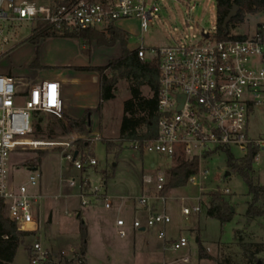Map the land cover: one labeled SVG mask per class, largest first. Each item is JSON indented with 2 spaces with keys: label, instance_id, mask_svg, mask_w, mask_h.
I'll return each mask as SVG.
<instances>
[{
  "label": "built area",
  "instance_id": "2783aa9c",
  "mask_svg": "<svg viewBox=\"0 0 264 264\" xmlns=\"http://www.w3.org/2000/svg\"><path fill=\"white\" fill-rule=\"evenodd\" d=\"M158 13L157 5L148 4L147 0H75L54 12L49 5L32 0H0L1 45L9 43V24L14 21H43L62 32H81L137 20L143 33ZM207 40L196 45L148 50L139 46L135 49L141 61L159 63L160 87L157 137L143 144L134 143L133 149L165 156L173 165L178 158L199 159V171L189 178L188 184L200 186L202 192V185L209 179L208 169L203 168L208 158L220 151L232 153V149L239 150L245 157L250 147H257V160L264 152V138L253 139L249 135L248 120L257 106H264V22L243 40L217 42L210 41V37ZM6 54L7 51L1 48L0 60ZM36 112L64 120L60 84L50 80L29 86L21 79L0 75V205L16 231L30 234L29 237L38 235L43 228L40 209L45 197L39 190L42 174L33 167L34 175L27 183L15 184L11 178L12 157L26 148L61 147L70 150L63 159L72 163L77 171L97 165L96 159L85 163L71 143L31 140L34 135L32 117ZM161 170L155 175L143 176V185L152 192L139 197L137 203L147 216L144 221L134 219L132 227L140 231L157 229L158 237L166 241L172 218L166 210L169 199L165 193L167 179L164 168ZM84 181L78 186L81 205L91 206L99 200L84 193L88 185ZM69 184L76 183L71 181ZM102 206L110 210L114 202L110 198L104 199ZM194 211L200 212V206ZM182 213L190 215L186 208ZM115 227L121 238L127 236L124 219L118 218ZM53 237L60 235L55 231ZM169 242L170 249L175 252L189 246L183 235ZM73 250L71 260L76 261L78 250ZM59 254L64 258L63 253ZM28 256L29 264H52L57 258L40 239L32 244ZM183 261L189 262L187 258Z\"/></svg>",
  "mask_w": 264,
  "mask_h": 264
},
{
  "label": "rangeland",
  "instance_id": "374dc122",
  "mask_svg": "<svg viewBox=\"0 0 264 264\" xmlns=\"http://www.w3.org/2000/svg\"><path fill=\"white\" fill-rule=\"evenodd\" d=\"M147 2L156 4L159 13L152 22L148 23L145 32H141L136 21L122 23V27L131 36L129 44L133 48L141 46L148 50L196 45L208 42L204 35L213 36L216 32L215 0H147ZM192 7H194L193 10ZM263 22L264 13L248 16L246 21L232 33L251 35ZM35 25L36 23L27 21H14L9 24L10 30L7 33L9 43L1 45L2 39L0 38V49L7 51L6 57L17 46L23 55L34 53L31 44L24 41L32 35ZM210 41L214 40L210 38ZM76 47L79 46L76 44ZM64 49L55 45L50 46L49 55L56 57L72 54L70 49ZM79 51L87 57L82 53V47ZM97 58L102 60L99 54ZM142 91L146 97H150L148 89ZM129 97L127 85L122 83L119 86L117 99L104 103L99 117L100 134L83 138L89 144L84 151L75 144V141L79 139L75 134L57 136L53 140L37 138L34 135L31 137L34 141L71 143L72 149L80 150L85 163L90 159H96L95 167H86L81 172L77 171L72 163L63 159L70 150L61 147L46 150L26 148L12 157L11 178L14 183L17 185L27 183L34 175V171L28 166V161L37 156V151L47 153L42 158V164L37 172L42 174L40 187L50 179L53 183L54 194H43L45 198L41 203V220L45 221L50 211L56 218H65L68 210L80 207L81 218L89 227L88 255L91 264H172L174 262L183 264L181 261L183 258L189 260L185 264H217V260L225 261L226 264H243L242 250L237 240L243 238L248 243H264V219L248 221L244 217L246 204L251 198L248 196V188L243 179L227 169V152L225 151H220L208 158L203 165V168L209 171V179L202 185L203 192L200 186L188 184L167 193L169 199L166 210L172 218V224L167 229L166 241L158 237L156 229H146L144 232L133 229L132 224L136 217L133 208L135 206L139 209L138 198L152 192L150 188L151 190L148 189L140 195L143 176L157 174L162 171L160 167L165 168L163 172L166 173L174 165L170 159L159 154L142 155L133 149L132 143H124L121 147H115L110 154L107 153L103 141L109 140L116 143L123 103ZM41 117L51 122L57 119L50 114H43ZM248 120L249 135L253 139L264 138V106H257L255 111L249 115ZM231 152L236 158L244 157L243 153L237 149H232ZM150 163L156 165L153 173L150 172L152 170L149 167ZM227 172H230V176L226 178ZM252 176L256 183L264 186V152H261L255 161ZM84 180L88 183L84 193L88 197L93 196L99 200L91 206L81 205L78 186L82 185ZM71 181H75L76 184L71 186L69 184ZM107 192L126 197L115 199ZM210 192L222 193L230 199L235 213L231 222L221 224L218 220L208 216L209 200L202 194ZM108 198L114 202V207L110 210L102 206V200ZM70 202L73 207L69 209L67 205ZM126 202H131V206L125 207ZM198 206H200V212H195L194 208ZM154 208L157 209L158 206ZM185 208L190 211V215H183L182 210ZM118 218L126 222L127 236L125 238H121L117 233L115 223ZM49 221H52V214ZM50 222L43 224L38 235L21 239L22 245L17 251L13 264H29V249L38 239L56 253L57 258L52 264H64L63 261H59V253H63L61 255L68 261L73 259L71 249L78 250V239L66 234L54 238L51 234ZM235 231H244V233L235 235ZM175 235L185 236L189 242L188 248L177 252L171 250L169 241ZM199 245L210 256L209 259L199 260ZM261 257H264V253Z\"/></svg>",
  "mask_w": 264,
  "mask_h": 264
},
{
  "label": "trees",
  "instance_id": "16d2710c",
  "mask_svg": "<svg viewBox=\"0 0 264 264\" xmlns=\"http://www.w3.org/2000/svg\"><path fill=\"white\" fill-rule=\"evenodd\" d=\"M38 4H47L52 11L70 4L75 0H32ZM98 1V0H88ZM234 6L239 8L235 18H233L224 28V21ZM216 9V32L210 38L217 42L243 40L244 35L233 34V30L242 25L248 16H255L264 13V0H215ZM131 36L113 25L101 29H89L78 31H60L54 26L43 21H38L32 35L24 42L36 48V59L32 64L37 68L39 58V45L41 41L49 39H71L78 41L82 46V53L91 56L92 45L98 47L115 48L120 47L121 55L118 59H113L106 66L89 67L85 71L96 73L99 77L100 106L98 112L102 110L105 102L115 101L119 95V86L123 83L127 85L129 99L123 103L122 117L118 129V139L116 143L104 140L106 151L110 154L115 147H121L124 143H139L151 141L157 137L158 98L157 93L160 87V70L157 61H141L136 50L129 49ZM143 89H148L150 97L143 94ZM45 113L36 112L33 114L32 123L34 136L37 138L53 140L57 136H69L75 134L79 137L75 141L77 147L84 151L89 144L83 140L92 136V113L86 112L79 120L56 119V121H45L42 115ZM80 150H77L80 152ZM144 155L143 151L140 152ZM259 153L257 147H250L248 154L243 158H236L227 151V169L239 175L248 188V196L251 198L247 202L244 217L248 221L264 219V186L256 183L252 176L253 165ZM47 153L37 151V156L28 161L29 167L39 168L42 158ZM119 155H115L116 157ZM200 167L199 159L185 160L178 158L165 175L167 184L165 193L188 185L191 176L198 173ZM108 177V176H107ZM208 198L207 214L210 218L218 220L221 224L229 223L234 218V209L230 199L219 192L203 194ZM244 231H235V235L243 234ZM30 234H23L16 231V228L4 216L0 205V264H13L17 251L22 245V238L29 237ZM7 237V239H5ZM78 259L68 261L66 258H59L64 264H87L86 254L89 245V235L87 226L80 221L78 238ZM238 246L242 250L243 264H264V243L246 242L243 238H238ZM199 260L209 259L210 256L205 249L199 245ZM217 264H226L217 260Z\"/></svg>",
  "mask_w": 264,
  "mask_h": 264
},
{
  "label": "crops",
  "instance_id": "0c3cea01",
  "mask_svg": "<svg viewBox=\"0 0 264 264\" xmlns=\"http://www.w3.org/2000/svg\"><path fill=\"white\" fill-rule=\"evenodd\" d=\"M135 21L139 24V21L137 20H126L117 22L114 26L122 31L127 32L122 27V23ZM76 44L79 47H76ZM54 45L59 48L70 49L72 54H68L66 56L52 57L49 55V47ZM31 47L32 49L34 48V53H36V48L32 45ZM80 47L82 46L79 44L78 41L71 39H49L41 41L39 45V58L37 61L38 67L34 68L32 64L35 62L36 54L32 53L30 55L26 54L27 56L23 55V53H21L20 49L17 46L11 51L10 54H8L7 57L4 56L2 58V61L0 60V75H8L13 76L17 79H21L25 81L29 86L38 85L42 82L50 80L57 81L60 84V94L63 104V115L65 121L66 119L79 120L84 116L86 112L90 111L92 113L93 121L92 135H99V117L101 116V111L98 112V108L100 106L99 77L96 73L85 71L83 69L89 67L106 66L110 60L118 59L120 57L121 50L119 46H116L115 48H99L98 46H96V44H93L91 56H87V58L80 53ZM128 47L130 50L136 49L133 48L130 44ZM98 54L99 56L101 55L102 60L97 58ZM149 167L150 169H152L150 170V172L152 173L153 170L156 169V165L154 163H150ZM29 168L32 169L33 167ZM53 189V183L50 179L49 181L44 182V184L41 185V187L39 188L42 195H53ZM148 189L149 188L144 186L142 183L140 195L148 191ZM107 193L110 194L109 192ZM111 195L112 194H110V197L115 199L116 197H126L124 195ZM71 206L73 207L72 203L70 202L67 207L70 209ZM124 206L130 207L131 202H126ZM133 211L134 215L136 216L135 219H141L143 221L145 220L147 216V213L145 211H142L136 208L135 206L133 208ZM67 213V217L65 218H56L50 211L45 221H43V224L50 222L49 217L52 214V221L50 222L52 235L56 231L59 233L60 236L66 234L78 239L79 224L80 221H82L87 226L89 235V227L87 223L81 218L80 207H75L72 210H68ZM175 238H177L176 235L170 240ZM88 252L89 245L86 254V261L87 264H91ZM184 259L186 258L181 259L183 264H185L183 261ZM176 263L178 262H174L172 264Z\"/></svg>",
  "mask_w": 264,
  "mask_h": 264
},
{
  "label": "water",
  "instance_id": "95a60500",
  "mask_svg": "<svg viewBox=\"0 0 264 264\" xmlns=\"http://www.w3.org/2000/svg\"><path fill=\"white\" fill-rule=\"evenodd\" d=\"M239 8L237 6H234L233 9L231 10V12L229 13V15L226 17L225 21H224V28H227V25L230 23V21L236 17L237 13H238ZM209 34L204 35L205 39H209ZM75 156H77V153H75ZM230 176V172H227L225 177H229ZM144 231V230H143Z\"/></svg>",
  "mask_w": 264,
  "mask_h": 264
}]
</instances>
